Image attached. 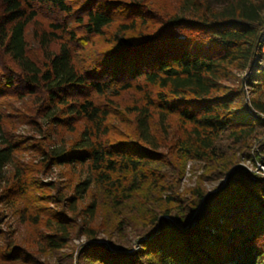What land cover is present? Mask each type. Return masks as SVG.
<instances>
[{
    "label": "trees",
    "instance_id": "1",
    "mask_svg": "<svg viewBox=\"0 0 264 264\" xmlns=\"http://www.w3.org/2000/svg\"><path fill=\"white\" fill-rule=\"evenodd\" d=\"M262 32L264 0H0V203L29 232L0 226V263L46 264L76 234L77 264H264V177L235 166L264 164ZM188 159L224 182L185 196ZM53 165L62 180H33ZM125 225L136 251L97 240Z\"/></svg>",
    "mask_w": 264,
    "mask_h": 264
},
{
    "label": "rangeland",
    "instance_id": "2",
    "mask_svg": "<svg viewBox=\"0 0 264 264\" xmlns=\"http://www.w3.org/2000/svg\"><path fill=\"white\" fill-rule=\"evenodd\" d=\"M264 33V32H262ZM30 36V33H28ZM30 46L29 50L35 49L36 45L33 40H29ZM36 51V50H34ZM259 63L264 65V59H261ZM14 111H25L28 104L27 100H14L11 102ZM261 118H264V114H259ZM9 132L13 134L14 137L17 136H37L34 128L27 123H18L15 128H8ZM220 146L224 153L232 149L230 146V142L228 140H221ZM253 149V148H252ZM239 151H237L238 153ZM252 153V151H251ZM239 159L236 162L235 166L240 168H244L251 173H256L262 177H264V164H261L256 159L248 158L244 155H239ZM20 163H27L32 161L34 163L40 160V156L35 155L29 149L23 150L17 156ZM208 164L204 163L200 160L188 159L185 162L184 170L182 177L180 179L179 191L183 193L185 196L189 197L190 189L200 184L202 187L206 189L208 192H212L217 190L219 185L224 182L223 178H217L216 174L207 171ZM13 169L12 164H8L2 169L1 174L3 176L8 177L10 172ZM63 168L58 166H51L50 169L44 172H36L33 174V180L38 184H48L51 182H57L63 179L62 173ZM5 185V179L0 180V195L2 193V187ZM170 193L169 191L165 192V194ZM0 210L3 213V222H1V228L6 231L7 235L10 236V239L17 242H24L28 236V231L26 229L25 223L20 218L19 214L10 207L8 204L4 205L0 203ZM165 218H169L168 216H164ZM101 217L98 219V223H103L100 221ZM102 227V224H101ZM97 240L102 241L106 244L109 250H119L124 253H130L136 251L139 248V239L135 235L134 229L130 225H125L120 229L113 230L112 234L108 237L106 233L102 230L99 231L97 235ZM87 240L85 236H76L73 234L72 240L68 244L67 247H64L59 250L50 251L48 253L40 252V259L46 261V264H77L76 258L78 255L79 246L85 243ZM5 244V240L2 236H0V246ZM1 264V263H0Z\"/></svg>",
    "mask_w": 264,
    "mask_h": 264
},
{
    "label": "built area",
    "instance_id": "3",
    "mask_svg": "<svg viewBox=\"0 0 264 264\" xmlns=\"http://www.w3.org/2000/svg\"><path fill=\"white\" fill-rule=\"evenodd\" d=\"M262 41L260 43L261 59H264V33H262Z\"/></svg>",
    "mask_w": 264,
    "mask_h": 264
}]
</instances>
